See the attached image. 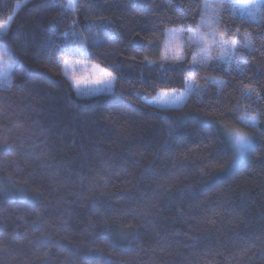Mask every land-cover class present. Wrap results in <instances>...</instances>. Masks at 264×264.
I'll list each match as a JSON object with an SVG mask.
<instances>
[{
    "label": "trees",
    "instance_id": "1",
    "mask_svg": "<svg viewBox=\"0 0 264 264\" xmlns=\"http://www.w3.org/2000/svg\"><path fill=\"white\" fill-rule=\"evenodd\" d=\"M240 1L218 30L251 34L244 75L219 50L195 71L157 66L164 30L194 28L217 0H76L75 17L68 0H0V22L13 17L0 34L13 66L0 86V264H264V118L238 119L264 113V2L252 19ZM73 28L97 38L69 55ZM67 59L108 66L113 89L78 95ZM205 77L227 83L217 93ZM193 85L204 91L179 106L144 102ZM221 128L251 135L235 163Z\"/></svg>",
    "mask_w": 264,
    "mask_h": 264
},
{
    "label": "snow or ice",
    "instance_id": "2",
    "mask_svg": "<svg viewBox=\"0 0 264 264\" xmlns=\"http://www.w3.org/2000/svg\"><path fill=\"white\" fill-rule=\"evenodd\" d=\"M65 9L70 10L75 17L79 5L75 0H68L63 6ZM211 5L205 3L202 5V11L198 13L200 15L199 23L194 21L195 27L181 26L178 28H168L163 32L164 43L163 50L160 56V62L157 64L156 61L148 60L145 57V61L150 64H157L158 67H164L165 63L168 67L165 71L172 70L173 64H178L180 67L179 71H195L198 65H209L213 60L212 52L219 50V55L215 57L217 63L227 64L228 67L225 69L226 72L231 73L234 70L241 75H244V68L246 67V57L241 55L242 49L248 51L253 50L252 36L250 33H242L240 28H236L235 33L232 32V27L225 25L223 31L218 30V26L222 21V12L229 8L235 9L236 5L230 4L227 0H217L214 11L211 15L208 14V9ZM246 9L248 16L252 19H256V10L260 9L262 5L260 3H245L242 5ZM13 17L9 16L7 21L0 22V34H3L6 24L12 22ZM78 21L74 18L72 24L75 25ZM110 23V22H108ZM203 28L205 31H201ZM88 32H93V25L89 24L87 28ZM185 33H187V39L183 40L182 43H176L177 38L183 39ZM63 35H70L72 37L73 46L67 49H60L66 54H74L76 52L86 51L90 41L95 40V35L85 37L83 32L77 33L74 28L71 31H65ZM235 37V38H230ZM243 37V42L238 38ZM52 41L55 47L59 48L58 44H55V35L48 38ZM189 48L192 52H189ZM191 55L190 61L191 67L185 68L184 63L187 57ZM51 62V60H49ZM59 63V62H58ZM65 67V75H68L67 70L73 67L74 62L68 60L63 61ZM108 66L101 67L99 64L92 65V74L88 76H69V80L75 86L78 95L82 96H94L97 94L108 92L112 89L114 82L117 80V76L112 71H108ZM12 65L8 63L2 56H0V86L7 85L11 87L9 73L12 72ZM205 80L210 81L212 84H218L217 93L223 90V86L227 83L225 80L217 81L211 77H205ZM165 84L168 81H164ZM83 85V87H81ZM155 88V84L152 85ZM203 89L196 86H189L183 90L176 88H162L157 93V97L162 103H180L184 101L193 92L201 93ZM175 98H172V94ZM248 97L252 95L251 92L246 94ZM145 104L151 105L155 101H149L145 98ZM246 115L239 117L238 119L244 124H250L253 127L257 126L260 119L264 118V113L252 114L245 109ZM226 137V142L231 143L232 149H234V160L243 154L249 145L252 143V138L246 133L237 129H224L221 128ZM232 165L230 164L229 167Z\"/></svg>",
    "mask_w": 264,
    "mask_h": 264
},
{
    "label": "rangeland",
    "instance_id": "3",
    "mask_svg": "<svg viewBox=\"0 0 264 264\" xmlns=\"http://www.w3.org/2000/svg\"><path fill=\"white\" fill-rule=\"evenodd\" d=\"M76 1V0H75ZM253 3V2H256V3H260L261 5L263 4V2H264V0H242V1H240L238 4H237V8H238V10H241V12L243 13V14H245V15H247L248 16V13H247V11H246V9L245 8H243L242 7V5L243 4H245V3ZM260 9H258V10H256V12L258 13V11H259ZM2 22H4V21H2ZM9 25L10 24H6V27H5V30H4V32H6V30L8 29V27H9ZM201 31L203 32V31H205L203 28H201ZM183 40H185L184 39V37H183V39H181V38H177V41H176V43H182L183 42ZM68 61H70V62H74V64H73V67L72 68H70V69H68L67 70V72H68V75H66L68 78H69V76H71V75H76V76H88V75H91L92 74V65L94 64V63H92V62H90V61H86V60H83V59H78V60H76V59H67ZM12 68H13V66H12ZM64 73H65V67H64ZM9 76L11 77V75H10V73H9ZM72 83V82H71ZM73 84V83H72ZM114 84H115V82H114ZM114 84H113V87H114ZM74 86V85H73ZM81 87H83V85L81 86ZM113 87H112V89H113ZM74 88H75V86H74ZM111 89V90H112ZM110 90V91H111ZM178 90H183V89H178ZM75 91H76V89H75ZM76 93H77V91H76ZM78 94V93H77ZM175 95H178V93L177 94H172V98L174 99L175 98ZM149 101H155L154 103H152V104H154V105H158V106H162V107H168V106H179V104H181V103H183L184 101H182V102H180V103H168V104H164V103H162L161 102V100L157 97V95H156V97L155 98H152V99H150ZM234 129H237V128H234ZM240 130V129H239ZM240 131H242V130H240ZM242 132H244V133H246L249 137H251V135H249V133H247L246 131H242ZM233 152H234V149H233ZM244 154V153H243ZM243 154H241L240 155V157L238 158V159H236V161H238L241 157H242V155ZM233 160H234V158H233ZM232 160V161H233ZM235 161V162H236ZM233 166V165H232Z\"/></svg>",
    "mask_w": 264,
    "mask_h": 264
}]
</instances>
